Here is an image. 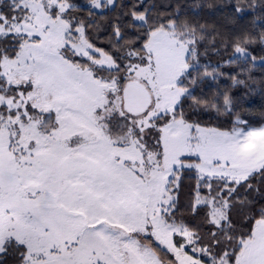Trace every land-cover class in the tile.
Instances as JSON below:
<instances>
[{
	"label": "snow or ice",
	"instance_id": "1",
	"mask_svg": "<svg viewBox=\"0 0 264 264\" xmlns=\"http://www.w3.org/2000/svg\"><path fill=\"white\" fill-rule=\"evenodd\" d=\"M227 6L0 0V264H264V0Z\"/></svg>",
	"mask_w": 264,
	"mask_h": 264
},
{
	"label": "trees",
	"instance_id": "2",
	"mask_svg": "<svg viewBox=\"0 0 264 264\" xmlns=\"http://www.w3.org/2000/svg\"><path fill=\"white\" fill-rule=\"evenodd\" d=\"M162 2L173 5L179 4L183 11L190 14L191 19L199 21L202 24L213 25L225 32H230L238 26L248 25V22L251 20V17H247L244 21L236 18L232 22H229L226 19L230 11V8L227 6L229 0H162ZM221 6H223L222 9ZM105 35L104 28L101 26V34L99 37L101 46H105L107 43ZM252 75L257 82L264 79V72H261L259 69L254 70ZM234 92L238 97H244L241 103L244 109L251 112V114L259 115L260 112L264 111V93H261L258 88L247 96L244 95L242 89H234Z\"/></svg>",
	"mask_w": 264,
	"mask_h": 264
}]
</instances>
